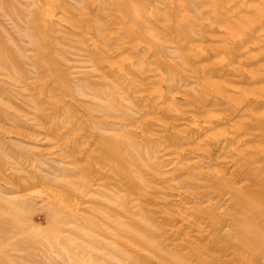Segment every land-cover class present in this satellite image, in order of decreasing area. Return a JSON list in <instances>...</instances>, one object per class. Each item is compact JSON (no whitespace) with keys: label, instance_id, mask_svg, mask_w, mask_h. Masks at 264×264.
I'll use <instances>...</instances> for the list:
<instances>
[{"label":"rangeland","instance_id":"1","mask_svg":"<svg viewBox=\"0 0 264 264\" xmlns=\"http://www.w3.org/2000/svg\"><path fill=\"white\" fill-rule=\"evenodd\" d=\"M28 1L0 0V264H247L239 261L238 255L241 254L250 259L248 264H264V203L257 206L263 211L262 215H255L256 213L246 209V205L252 204L253 199L256 198L255 194L259 191L257 180L264 178V172L258 173L254 179L250 173L239 177L234 169L224 170L217 161L225 156L226 149L222 151L208 146L205 149L206 152L209 151L208 159L201 153L202 150L196 153L195 150H188L184 154L178 151L179 147L188 149L190 147L186 146L192 147L193 143L205 138L203 134L198 135L197 130L189 132V127L195 122L193 123L188 116L194 114L199 117L208 115L209 112L222 116L220 120L224 124L220 127H226L223 129L231 128L236 121L235 118L244 119L246 122L242 121L243 125L239 130L241 136L247 139L245 146L250 144L251 146L247 147L253 148L254 145L258 148L264 147V140L259 135V133L264 135V129L260 125L264 119V105L254 108L251 104L255 102L253 99L255 96L264 98L263 87H260L264 85V51L260 49L253 51L254 62H238L239 57L229 61L226 55L217 51L221 50L217 46L227 44L220 38L223 31H219L226 20L223 19L225 11L221 7L226 6L227 2L221 0L215 2V8L221 12L218 13L212 12L210 7L207 8L205 0H174L173 5L167 0H164L165 2L131 0L133 2L131 5L128 0H111V2L105 0L104 3L101 2L103 0H56L51 6L52 9H49L51 17L46 19L45 5L40 3V8L37 4L33 7L30 6L31 1ZM136 1L140 4L136 5ZM230 4L228 2L227 7H232ZM107 8L109 9L106 10ZM149 10L150 13H147ZM75 11L81 12L79 13L81 15L77 16ZM214 14H219L222 18H215ZM57 15L64 22L59 20ZM96 15L100 21L96 19ZM26 16L30 17L26 19ZM83 16L89 21L85 24V28L92 39L103 40L105 37L109 42L107 38L113 33L117 34L114 35L118 41L115 40L114 43L110 41L106 48H103L102 55L112 51L111 54L90 61L85 48L89 46L88 49L92 50V44L80 40L78 34L68 29L76 18ZM179 19L181 22L178 21ZM221 22L223 25L220 24ZM226 24L233 25L229 22ZM216 25L220 26L217 28ZM95 27H98L99 31ZM207 34H210L209 37ZM123 42H126L127 47L119 46ZM79 43L81 45H78ZM102 43L100 41L98 45ZM177 45L179 46L176 47ZM263 48L261 49L264 50ZM238 49L240 50L238 47L235 55L241 56ZM148 51L149 53H146L148 55L143 53ZM119 55L122 58L117 57ZM222 56L225 60L224 66L216 63ZM116 62L125 65L131 63L136 67L132 65L120 77L110 68V64ZM211 62L222 66L217 68ZM255 63L257 65L262 63L258 65L259 69ZM197 68L203 69V73L198 76L193 73ZM6 71L11 73V78L4 77L5 74L7 75ZM174 71L176 73H172ZM152 73L162 76L163 81L161 78L160 81L148 78ZM193 75L197 80L192 78ZM167 78H169L168 82ZM204 79L219 80L225 87L236 85L237 88H241L237 93L231 94L234 97L238 95L239 97H236L243 98L242 100L248 96L249 105L244 106V111L247 109V112L240 114L241 110L239 111L235 106H228L223 101H213L202 87L200 89V83ZM236 79L239 81H235ZM255 86L259 91L260 89L263 91L259 92ZM155 89H159L162 94V103L156 102L157 105L155 100L153 102V99H149L153 96L148 95L152 91H158ZM173 95L175 99L171 101ZM169 101L175 110L178 111L179 108L184 109L185 112L167 110L165 106ZM234 103L239 104V102ZM257 111L262 112L263 115L260 116ZM255 112L259 116H255ZM152 114L157 118L156 120L163 119L161 122L167 124V129L159 128L157 126L159 123L152 118ZM133 125L145 127L144 132L141 133ZM222 128H219V131ZM180 129L183 132L188 131V138L184 137ZM176 131H179V134ZM158 136H166V140L159 141ZM142 139L145 140L144 143H140ZM186 139H189V142ZM115 147L124 148L123 152L127 151V154H124L121 150L118 157L127 168L121 172V175L114 174L105 159L106 154L115 152ZM140 147L145 149L141 150ZM86 153L91 154L86 155ZM67 155H70L69 158ZM162 155L168 156L165 157L166 160H163L165 158H162ZM176 157L179 159L177 160ZM187 159L197 161L198 170L185 169L183 164ZM92 163L94 164L91 166ZM142 166L144 167L140 172L138 168ZM210 168L212 169L208 170ZM215 169L221 170V173L225 172L223 174L227 176L223 178L229 187L240 184L243 189L246 188L245 191L229 198V201H232L230 204H227L226 193H223L222 186L218 181L212 180L215 178L212 174ZM199 172L206 175H200ZM127 173H130L129 177L125 175ZM227 173L231 176L229 177ZM101 174H104V181L101 179ZM99 179L101 185L97 181ZM209 186H212V190L206 191V198L200 203L202 209L209 211L210 218L199 222L197 220V223L203 226L205 231H208L210 226L211 232L208 231L204 239L191 238V241L195 240L192 247L197 246L196 248H200L201 252L193 259L186 256L185 258L186 251L190 249L186 244L181 247L179 239L187 234L189 229L186 228L187 230L184 231L185 227H182L181 230L182 223L177 218H180L185 211V205L192 206L189 203L192 199L188 197L187 191L203 192ZM137 196L141 197L138 200L140 208L137 202L134 205L130 203L132 199L138 198ZM55 198L61 201L60 206H56V202H53L56 201ZM180 198L182 202H179ZM69 199L71 201H68ZM72 201L77 202L76 205ZM69 202L76 206V210L73 208L75 210L73 215L67 214L70 212L69 207L73 206L69 205ZM108 208L117 211L116 214L113 213L114 211L110 210V212ZM167 215L169 217L173 215L172 219H167ZM111 217H114V220ZM110 222L113 223L112 226ZM221 222L224 228H212L213 224ZM245 222L251 223L247 230ZM118 224L128 227H119ZM152 226L153 230L150 229ZM115 233L124 235L125 242L115 237ZM130 244L140 247L144 253L147 252L145 255L131 253Z\"/></svg>","mask_w":264,"mask_h":264},{"label":"bare ground","instance_id":"2","mask_svg":"<svg viewBox=\"0 0 264 264\" xmlns=\"http://www.w3.org/2000/svg\"><path fill=\"white\" fill-rule=\"evenodd\" d=\"M27 1V0H26ZM31 1V2H30ZM113 1V0H112ZM167 1H169V3L171 4V5H173L174 4V0H167ZM203 1V0H202ZM217 0H205L204 2H205V6H207V8L208 7H210L211 9H212V12H214V11H217L218 13H221L220 11H218V9H216L215 7V2H216ZM221 1H223V2H227V5L226 6H224V7H221V9H224V11H225V16L223 15V19H226L225 20V23H224V25L222 24V22L220 23L221 25H223V27L222 26H220V25H216L217 26V28H218V26H220V29H219V31L221 30V31H223L222 33H223V35H221L220 36V38H222L227 44L226 45H222V46H217V48L219 47V49H221V50H217V51H221V53H223L224 55H226V57H227V59L230 61V60H234L235 59V57H239V59L237 60L238 62L239 61H243V62H254L255 60H254V54H252L253 53V51L254 50H261V51H264V50H262L261 48H263L264 47V0H221ZM28 2H30V6H33L34 7V5L35 4H37L38 5V7L40 8L41 7V4H44L45 5V7H44V17L46 18V19H48L49 17H51V13L49 12V9H52V4H53V2H56V0H29ZM81 2V1H80ZM84 2H86V1H84ZM102 3H104V2H106L105 0H103V1H101ZM109 2H111V0L109 1ZM128 2H129V4L131 5L133 2L131 1V0H128ZM163 2H165L164 0H163ZM218 2V1H217ZM228 2H229V4L231 3L232 4V7H227L228 6ZM41 3V4H40ZM139 3V2H138ZM137 3V1H136V5L138 4ZM111 4V3H110ZM135 4V3H134ZM140 4V3H139ZM220 4H222L221 2H220ZM230 4V5H231ZM82 5V4H81ZM80 5V6H81ZM128 5V4H127ZM177 5V4H176ZM225 5V4H224ZM79 5H77V7H80ZM106 6V5H105ZM82 7V6H81ZM92 7V6H91ZM107 7V6H106ZM111 7V6H110ZM28 8H30L29 6H28ZM32 8V7H31ZM60 8H61V10H63L62 9V7L60 6ZM96 7H94V9H95ZM139 8H141V7H139ZM233 8V9H232ZM109 8H107L106 10H108ZM118 9V8H117ZM143 9V6H142V8H141V10ZM149 9V8H148ZM206 9V8H205ZM71 10H73V9H71ZM75 10V9H74ZM73 10V11H74ZM102 10V9H101ZM178 10V9H177ZM207 10V9H206ZM64 11V10H63ZM96 11V10H95ZM104 11V10H103ZM102 11V12H103ZM150 11L151 10H149V12L147 11V13H150ZM28 12V11H27ZM67 12V11H66ZM77 11H75V13H76ZM104 12H106V11H104ZM143 12V11H142ZM145 12V11H144ZM143 12V13H144ZM177 12H179V11H177ZM29 13V12H28ZM60 13V12H59ZM79 13H81V12H77V16H78V14ZM83 13V12H82ZM136 13V12H135ZM146 13V14H147ZM27 14V13H26ZM69 14V13H68ZM114 14V13H113ZM116 14V13H115ZM127 14V13H126ZM145 14V13H144ZM145 14V15H146ZM179 14V13H178ZM208 14H210V13H208ZM30 15V14H29ZM66 15V14H65ZM81 14H79V16H80ZM83 15H85V13L83 14ZM93 15H95V14H93ZM145 15H142V17L143 16H145ZM148 15H150V14H148ZM180 15V14H179ZM178 15V16H179ZM69 16H71L70 14H69ZM181 16H182V14H181ZM28 17H30V16H28ZM27 16H26V19L28 18ZM57 18L59 17L58 15L56 16ZM72 17V16H71ZM93 17V16H92ZM105 17V16H104ZM139 17H141V16H139ZM183 17V16H182ZM182 17H181V19H182ZM214 17L215 18H220L221 16L219 15V14H214ZM16 18V17H15ZM73 18V17H72ZM186 18V17H185ZM222 18V17H221ZM25 19V18H24ZM59 19V18H58ZM96 19H98L97 18V15H96ZM144 19H146V18H144ZM143 19V21H145ZM181 19H179L178 21H180ZM4 20V19H3ZM59 20H63V19H59ZM65 20H66V18H65ZM68 20V19H67ZM76 21V24H75V22H73L72 20H71V22H73L74 24L73 25H70L69 27H68V29L70 30V31H73L74 33H76V34H78L79 35V38H80V40H86V42L88 43H90V44H92V50L91 49H88L89 48V46L87 47V48H85L86 50H85V52L87 53V55H88V57L90 58V61L91 62H93L95 59L96 60H99V59H101L103 56H106V55H108V54H111V52L112 51H110L108 54H103L102 55V53H103V48H106V46H107V43H109L110 41H113V43H114V41L116 40V42L118 41V38L117 37H115V35L114 34H116V33H113V34H111L110 35V38H107V39H109V42H107V40H106V38L104 37V39L102 40V38H101V35H100V38L101 39H92L90 36H88V33H87V30H86V28H85V24H88L89 23V21H88V19L86 18V19H84V16H83V18H81V17H78V19L76 18L75 19ZM105 20H107V19H105ZM121 20V19H120ZM152 20V19H151ZM155 20V19H154ZM98 21H100V19H98ZM146 21H148V18H147V20ZM156 21V20H155ZM229 22V23H231V24H233V25H229V24H226L227 22ZM26 22V21H25ZM63 22H64V20H63ZM69 22H70V20H69ZM164 23H166L165 21H163ZM181 22V21H180ZM59 23V22H58ZM62 23V22H61ZM68 23V22H67ZM164 23H163V25H164ZM184 23H186L185 22V20H184ZM201 23V22H200ZM203 23V22H202ZM10 24V23H9ZM102 24V23H101ZM113 24V23H112ZM160 25H162V23H159ZM25 25H26V23H25ZM199 25V24H198ZM102 26H104V25H102ZM140 26V25H139ZM209 26V25H208ZM12 27V26H11ZM111 27H113V25H111ZM206 28H208V27H206ZM65 29V28H64ZM92 29V28H91ZM95 29L96 30H98V27H95ZM105 29V28H104ZM210 29H211V26H210ZM66 30V29H65ZM197 30H198V28H197ZM99 31V30H98ZM108 31V30H107ZM200 31V30H199ZM147 32H149V31H147ZM176 32H177V30H176ZM74 33H72V34H74ZM109 34H110V31L108 32ZM102 34V33H101ZM202 34V33H201ZM211 34V33H210ZM210 34H207V37H209L208 35H210ZM99 35V34H98ZM117 35V34H116ZM123 35V34H122ZM73 36V35H72ZM75 36V35H74ZM214 36V35H213ZM212 36V37H213ZM217 36V35H216ZM216 36H215V38H216ZM24 37V36H23ZM219 37V36H218ZM87 38H89L88 40H87ZM168 38V37H167ZM76 39V38H75ZM217 39V38H216ZM79 40V39H78ZM200 40H201V38H200ZM29 41V40H28ZM100 41H102L103 43L102 44H100V45H98V43H100ZM77 43V42H76ZM201 43V42H200ZM200 43H197V45L199 44L200 45ZM119 44V43H118ZM126 42H123V44H120L119 46L121 47V48H125V47H127L126 45ZM134 44V43H133ZM208 44V43H207ZM214 45H215V43H213ZM216 44H218V43H216ZM78 45H81L80 43L78 44ZM114 45V44H113ZM115 45H117V43L115 44ZM130 44H128V46H129ZM132 45V44H131ZM137 45V44H136ZM202 45V44H201ZM200 45V46H201ZM221 45V44H220ZM112 46V45H111ZM133 46V45H132ZM174 46H175V44H174ZM179 45H177L176 47H178ZM195 46V45H194ZM205 46L207 47V45L205 44ZM209 46V45H208ZM211 47H212V45H210ZM85 47V46H84ZM116 47V46H115ZM130 47V46H129ZM190 47V46H189ZM211 47H209V48H211ZM240 48V52L241 53H239V54H242L241 56H237V55H235V51L237 50V48ZM138 48V47H137ZM178 49H181V48H178ZM264 49V48H263ZM107 50V49H106ZM141 50V49H140ZM259 50V51H260ZM174 51V50H173ZM176 51V50H175ZM180 51H182V50H180ZM185 51H187V50H185ZM198 51V50H197ZM150 52H152V51H150ZM193 52V51H192ZM209 52V51H208ZM238 52V51H237ZM256 52V51H255ZM82 53V52H81ZM139 53V52H138ZM143 53H145V55H148V54H146V53H149V51L148 52H143ZM197 53V52H196ZM198 53H199V51H198ZM202 53V52H201ZM203 53H205V52H203ZM260 53V52H259ZM180 54V53H179ZM190 54V53H189ZM188 54V55H189ZM264 54V53H263ZM141 55L143 56V54L141 53ZM193 55V54H192ZM256 55V54H255ZM258 55V54H257ZM123 56V55H122ZM151 56H152V54H151ZM180 56H181V54H180ZM117 57H121L120 55L119 56H117ZM125 58H127L126 56H124ZM148 57V56H147ZM206 57V56H205ZM122 58V57H121ZM150 58V57H149ZM154 58V57H153ZM152 58V59H153ZM156 58V57H155ZM154 58V59H155ZM183 58V57H182ZM188 58H191V57H188ZM196 58V57H195ZM261 58V57H260ZM118 59V58H117ZM152 59H149V60H151L152 61ZM153 59V60H154ZM198 59V58H197ZM216 59V58H215ZM217 59H219V58H217ZM216 59V60H217ZM115 59H113V61H114ZM120 60V59H119ZM176 60H179V59H176ZM185 60V59H184ZM220 61L218 62H216V63H221L222 65L225 63V60H224V58H223V56L222 57H220V59H219ZM108 61V60H107ZM109 61H110V59H109ZM116 61V60H115ZM118 61V60H117ZM151 61H148V62H151ZM194 61V60H193ZM120 62V61H119ZM122 62H123V60H122ZM157 62V61H156ZM151 63H154V61L153 62H151ZM150 63V64H151ZM186 63H187V61H186ZM212 63V62H211ZM214 63V62H213ZM212 63V64H213ZM216 63H214V65H216ZM263 63V62H262ZM262 63H259L260 65L262 64ZM167 64V63H166ZM208 64V63H207ZM256 64V63H255ZM258 64V65H259ZM264 64V63H263ZM133 64H131V63H129V64H127V65H125V63L123 64H118V62H116V63H111L110 64V68L111 69H114V72L113 73H116L118 76H120V77H122L124 74H125V72L132 66ZM152 65V64H151ZM203 65V64H202ZM209 65H211L210 63H209ZM222 65H220V64H217L216 65V67L217 68H219V66H222ZM258 65L256 64L255 66H257V68H258ZM259 65V66H260ZM134 66V65H133ZM155 66V65H154ZM199 66V65H198ZM200 66H201V64H200ZM205 66H206V64H205ZM212 66V65H211ZM224 66V65H223ZM255 66H253V67H255ZM264 66V65H263ZM134 67H136V66H134ZM138 67V66H137ZM171 67V66H170ZM204 67V66H203ZM213 67V66H212ZM211 67V68H212ZM233 67V66H232ZM152 68V67H151ZM172 68V67H171ZM209 68H210V66H209ZM236 68V67H235ZM263 67H261V69H262ZM168 69V68H167ZM191 69V68H190ZM214 69V68H213ZM244 69V68H243ZM259 69V68H258ZM174 70V69H173ZM148 71V70H147ZM249 72V71H248ZM264 72V71H263ZM262 72V73H263ZM6 73H7V75L5 74L4 75V77H6V78H11L12 76H10L11 75V73L9 72V71H6ZM103 73V72H102ZM151 73V72H150ZM172 73H176V71H174V72H172ZM178 73V72H177ZM186 73V72H185ZM193 73L196 75V76H198L199 74H201V73H203V69L202 68H197V70H195V71H193ZM192 73V74H193ZM147 75H148V72L146 73ZM251 74V73H250ZM253 74V73H252ZM261 74V73H260ZM167 76V75H166ZM257 76V75H256ZM263 76V75H262ZM148 78H150V79H152L153 81H160L161 79H162V76L161 77H159V76H157V73L156 74H154V73H152V74H150L149 75V77ZM161 78V79H160ZM166 78V77H165ZM193 79H196V77L193 75V77H192ZM251 78H252V75H251ZM187 79V78H186ZM199 79V78H198ZM165 80V79H164ZM168 80H169V78H167V82H168ZM197 80V79H196ZM255 80V79H254ZM148 81V79L146 80V82ZM162 81H163V79H162ZM201 81V80H200ZM235 81H239L238 79H236ZM43 82V81H42ZM166 82V83H167ZM198 82H199V80H198ZM202 82V81H201ZM40 83H41V81H40ZM10 84V83H9ZM169 84V83H168ZM172 85V84H171ZM200 89H202L203 88V90L205 91V93H207L208 94V96H211L210 98H212V100L213 101H223V102H225L228 106L229 105H232V106H235V108L236 109H240L241 110V112H240V114L242 113V112H247V109H246V111H244L245 110V108H244V106H246L249 102H248V96L246 97V99H244V100H242V99H240V98H238L239 96L238 95H235V97L233 96V94H231V93H237L238 91H240V89L241 88H237L236 87V85L234 86V87H225L219 80L218 81H215V80H212V79H204L203 80V82L202 83H200ZM158 86V85H157ZM194 86H196V85H194ZM194 86H192V87H194ZM199 86V85H198ZM232 86V85H231ZM238 86V85H237ZM259 86V85H258ZM154 87V86H153ZM169 87V86H168ZM202 87V88H201ZM239 87V86H238ZM243 87V86H242ZM255 87H257V86H255ZM260 87L262 88L263 87V90H264V85H260ZM246 88V87H245ZM258 88V87H257ZM197 89V88H196ZM244 89V88H243ZM250 89H252V88H250ZM158 91H159V89H157ZM156 89H155V91H157ZM247 90H248V88H247ZM256 90H258L259 91V88L258 89H256ZM262 89H260V91H261ZM262 90V91H263ZM150 91V90H149ZM152 91V90H151ZM150 92V94H148V95H152L153 97H149V99L150 100H152L153 99V102H154V100H155V104L157 105V103H159V102H161V99H162V94L160 93V91L159 92ZM251 91V90H250ZM254 91V90H253ZM259 91V92H260ZM143 92H148V91H143ZM143 92L141 93V95L143 94ZM256 92V91H255ZM149 93V92H148ZM183 93V92H182ZM241 93V92H240ZM252 93V92H251ZM257 93V94H256ZM256 93H254V94H256V95H258V92H256ZM105 94H107V93H105ZM140 94V93H139ZM139 94H138V96H139ZM176 94H178V93H176ZM253 94V95H254ZM260 94H262V93H260ZM125 95V94H124ZM172 95V94H171ZM243 95V94H242ZM246 95V94H245ZM244 95V96H245ZM251 95V94H250ZM39 96V95H38ZM37 96V97H38ZM135 96V95H134ZM236 96H238V97H236ZM264 96V94H262V97ZM107 97V96H106ZM140 97V96H139ZM177 97V96H176ZM188 97V99H189V96H187ZM240 97H243V96H240ZM252 97H254V96H251V98ZM141 98V97H140ZM164 98V97H163ZM182 98V97H181ZM183 98H185V97H183ZM204 98V97H203ZM165 99V98H164ZM175 99L174 98V95L172 96V98H171V101H173V100ZM186 99V98H185ZM208 99V98H207ZM254 100H255V102L254 103H251V104H253V107L255 108H259V107H262L263 105H264V98H261V96H255L254 98H253ZM193 100V99H192ZM192 100H191V102H192ZM190 101V100H189ZM157 102V103H156ZM234 102H236V103H238L239 102V104H235ZM162 103V102H161ZM167 103V102H166ZM155 104H154V106H155ZM199 104V103H198ZM213 104V103H212ZM162 105H164V103L162 104ZM174 105V104H173ZM215 105V104H214ZM249 105V104H248ZM152 106V105H151ZM162 107V106H161ZM164 107V106H163ZM174 107H177V106H174ZM179 107V106H178ZM202 107V106H201ZM226 107V106H225ZM159 108V107H158ZM165 108L167 109V110H169V111H174V112H177V113H179L178 111L179 110H182V109H179L178 108V111L177 110H175L174 108H173V106H172V104H170V101L168 102V104H167V106H165ZM180 108H182V107H180ZM188 107H186V109H187ZM212 108V107H211ZM221 108V107H220ZM244 108V109H243ZM140 109V108H139ZM138 109V110H139ZM142 109V108H141ZM147 109V108H146ZM160 109V108H159ZM177 109V108H176ZM263 109V108H262ZM262 109H260L261 111H262ZM237 110V111H238ZM239 110V111H240ZM146 111V110H145ZM182 111H184V109L182 110ZM182 111H181V113H182ZM190 111V110H189ZM238 111V112H239ZM248 111L250 112V110L248 109ZM264 111V110H263ZM141 112V111H140ZM156 112V111H155ZM173 112V113H174ZM185 112V111H184ZM232 112V111H231ZM236 112V111H235ZM139 113V112H138ZM212 113V114H211ZM209 112L208 113V115H200V116H203V117H197L198 115H189L188 117L190 118V119H192V122L194 123L193 125H191V123H190V127H189V132H192V130H197V131H199V133H198V135L199 134H203L204 136H205V138L203 139V138H201L202 140H200V141H198V142H196L195 144L193 143L192 145L194 146H192L191 147V145L189 146H186V147H190V148H188V149H181L180 147V149L178 148V151H180V153L181 154H184L185 152H187L188 150H195V152L194 153H196L197 151H199V150H202V151H204V152H202L201 151V153H203V155H205L206 156V158L208 159V157H209V151L208 152H206L205 151V149L208 147V146H213L215 149H220V150H222V151H224L225 149L227 150V152H226V154H225V156L223 157L222 155V159L220 158V160H216L219 164H221L222 165V168H224V170H226V171H228V169H229V171H230V169H234V172L236 173V174H238V176L239 177H241V176H245L247 173H250L252 176H253V178L255 179L256 178V176H257V174L258 173H263L264 172V147L263 148H258L256 145H254V147L253 148H249V147H247V146H251L250 144L248 145L247 144V146H245L246 145V143H247V139L246 138H243V136H241V131L239 130V128L243 125V122L242 121H244V119H242V118H238V120H237V118H235L236 119V121H235V123H234V125L231 127V128H227V129H223V128H226V127H224L223 126V128L222 127H220L222 124H224L223 122H222V120H220L221 119V117L219 116V115H215V114H213V112ZM257 113L258 114H260V116L261 115H263V114H261V113H259V111H257ZM183 114V113H182ZM234 114V113H233ZM251 115L253 114V113H250ZM249 114V115H250ZM184 115V114H183ZM186 115V114H185ZM226 115V114H225ZM239 115V114H238ZM150 117H151V115H149ZM148 116V117H149ZM253 116H254V114H253ZM255 116H259V115H256V112H255ZM254 116V117H255ZM146 116H144V118H145ZM156 117H158L157 115H156ZM143 118V117H142ZM152 118H155L154 117V114H152ZM224 118V117H223ZM255 118H257V117H255ZM258 118H262V117H258ZM157 118H155L154 120H156ZM234 119V120H235ZM116 120V119H115ZM140 120H142V119H140ZM144 120H146V118L144 119ZM161 120V119H160ZM163 120V119H162ZM161 120V121H162ZM159 124H157V126L159 127V128H162V130L163 129H167V124H164V123H162L161 121H159V120H156ZM191 122V121H190ZM244 122H246V121H244ZM248 122V121H247ZM156 123V122H155ZM183 123V122H182ZM141 124V123H140ZM169 125H170V123H168ZM174 124V123H173ZM184 124H185V122H184ZM142 125V124H141ZM187 125V124H186ZM261 127L264 129V119H262V121H261ZM133 126H135V128L139 131L140 130V132L141 133H143L144 132V128L142 127V126H140V125H133ZM132 128V127H131ZM185 128V127H184ZM183 128V129H184ZM217 128H218V131L216 132V130H217ZM219 128L221 129L222 128V130H220L219 131ZM173 129V128H172ZM174 129H177V128H174ZM261 129V128H260ZM135 130V129H134ZM149 130V129H148ZM186 130H187V128H186ZM151 131V130H150ZM174 131V130H173ZM179 131H182L181 129L179 130ZM178 131V132H179ZM262 131V130H261ZM60 132V131H59ZM78 132V131H77ZM77 132H75V133H77ZM177 132V131H176ZM175 132V133H176ZM177 132V134H179ZM183 132V131H182ZM253 133V132H252ZM256 133V132H255ZM254 133V134H255ZM163 134V133H162ZM183 135H184V137L186 138L187 137V135L189 134L188 133V131H184L183 133H182ZM247 134V133H246ZM129 135V134H128ZM152 135H153V133H152ZM155 135H156V133H155ZM193 135V134H192ZM259 135L263 138V140H264V135L262 134V133H259ZM74 136V135H73ZM72 136V137H73ZM248 135H246V137H247ZM258 136V135H257ZM154 137V136H153ZM192 137H194V136H192ZM203 137V136H202ZM245 137V136H244ZM155 138V137H154ZM157 138V137H156ZM188 138V137H187ZM249 138V137H248ZM158 139H159V141H165L166 140V136L164 137V136H158ZM190 139V138H189ZM189 139H186V141L187 142H189ZM85 140H87V139H85ZM89 140V139H88ZM87 140V141H88ZM90 141V140H89ZM139 141V140H138ZM143 141H145V140H141L140 141V143H144ZM124 142H126V141H124ZM180 142V141H179ZM61 143V142H60ZM127 143V142H126ZM186 143V142H185ZM72 144V143H71ZM158 144V143H157ZM165 144V143H164ZM252 144V143H251ZM84 145V144H83ZM97 145V144H96ZM260 145V144H259ZM58 146V145H57ZM99 146V145H98ZM141 146H143L142 144H141ZM246 148H245V147ZM255 146L257 147V148H255ZM55 147V146H54ZM53 147V148H54ZM59 147V146H58ZM81 147H83V146H81ZM96 147V146H95ZM185 147V146H184ZM185 147V148H186ZM139 148V147H138ZM183 148V147H182ZM242 148H244V149H242ZM61 149V148H60ZM122 149H124V148H122ZM120 147H115V152L113 151V152H111V153H109V152H107V153H109V154H106L105 155V159H106V163H108V165H110L111 166V168H112V171H113V173L114 174H116V175H121V172L122 171H124V170H126L127 168L125 167V165H124V163L123 162H120L119 160H118V157H119V155H120V151L122 150ZM140 149L141 150H144L145 148L144 147H140ZM172 149H174V148H172ZM77 150H78V148H77ZM119 151V152H116V151ZM131 150H133V149H131ZM225 150V151H226ZM63 151V150H62ZM61 151V152H62ZM222 151H220V152H222ZM64 152V151H63ZM122 152H123V150H122ZM137 152V151H136ZM135 152V153H136ZM142 152V151H141ZM59 153V152H58ZM73 153V152H72ZM124 154H127V151L126 150H124V152H123ZM145 153V152H144ZM56 154V153H55ZM75 154H77V153H75ZM88 154H91V153H88ZM87 153H86V155H88ZM223 154V153H222ZM70 155L73 157V155L70 153ZM70 155H67L68 156V158H69V156ZM79 157H80V155L79 154H77ZM136 155V154H135ZM140 155H141V153H140ZM217 155V154H216ZM50 156V155H49ZM52 156V155H51ZM54 156V155H53ZM58 156V155H57ZM173 156V155H172ZM178 156V155H177ZM59 157H61V156H59ZM165 157H168V156H163L162 155V158H165ZM219 157V156H218ZM62 158H63V156H62ZM172 158H174V157H172ZM177 158V160L179 159V157H176ZM216 159H218V158H216ZM66 160H67V158H66ZM70 160H71V158H70ZM72 160H74V159H72ZM84 162H85V160L84 159H82ZM160 161H161V159H159ZM163 160H166V158L165 159H163ZM176 159H175V161H177ZM215 160V159H214ZM105 161V160H104ZM208 161V160H207ZM74 162L76 163V161L74 160ZM215 162V161H214ZM72 163V162H71ZM74 163V164H75ZM79 163V162H78ZM77 163V164H78ZM82 163V162H81ZM174 163V162H173ZM172 163V164H173ZM87 164V163H86ZM94 163H92L91 164V166L93 165ZM171 164V165H172ZM31 165V164H30ZM69 165V164H68ZM79 165V164H78ZM181 165H182V163H181ZM215 165V164H214ZM70 166H71V164H70ZM77 166V165H76ZM83 166V165H82ZM87 166V165H86ZM86 166H84V167H86ZM90 166V165H89ZM89 166H87V167H89ZM173 166V165H172ZM178 165H176V167H177ZM183 166H184V168L186 169V168H188V170H198V166H199V164H198V162L197 161H195V160H193V161H188V159H187V161H186V163L185 164H183ZM217 166V165H216ZM31 167V166H30ZM84 167H82V168H84ZM87 167H86V169H87ZM143 167L144 166H142L141 168H138V170L141 172L142 171V169H143ZM77 168H79V167H77ZM106 168V167H105ZM215 168V167H214ZM218 168L220 169V166H218ZM241 168H244V170L243 171H241L242 169ZM85 169V168H84ZM94 169H95V167H94ZM93 169V170H94ZM212 168H210V169H208V170H211ZM241 169V170H240ZM80 170V169H79ZM89 170V169H88ZM92 170V169H91ZM132 170V169H131ZM130 170V171H131ZM134 170V169H133ZM199 170H201V169H199ZM204 170V169H203ZM223 170V169H222ZM85 171V170H84ZM90 171V170H89ZM88 171V172H89ZM104 171V170H103ZM102 171V172H103ZM245 171V172H244ZM86 172H87V170H86ZM108 172V171H107ZM139 172V173H140ZM170 172V171H169ZM95 173V172H94ZM225 174V172H223L222 171V173H221V170L219 171V170H217V169H215L213 172H212V174L215 176V178H212V180H213V182L214 181H218V184H220L221 186H222V191H223V193H226L225 194V196H226V199H227V201H228V203L227 204H230V203H232V201H229V198H232L233 196H234V194L236 195V194H238V193H241L242 191H245L246 190V188L245 189H243V186L241 185L240 186V184L238 185V186H228L227 185V182H226V180L223 178V177H226L224 174ZM232 173H233V171H232ZM92 174H93V172H92ZM198 174H200V175H206L205 173H203V172H199ZM228 174V176H229V173H227ZM264 174V173H263ZM262 174V175H263ZM87 175H88V173H87ZM102 175V174H101ZM125 175H127L128 177L130 176V173L128 174H125ZM86 176V175H85ZM93 176V175H92ZM95 177H97L96 175H94ZM137 176V175H136ZM142 177H143V175H141ZM231 176V175H230ZM229 176V177H230ZM100 176H98V178H99ZM103 177H104V174L101 176V179L103 180ZM162 177V176H161ZM160 177V178H161ZM90 178V177H89ZM97 178V179H98ZM122 178V177H121ZM120 178V179H121ZM145 178V177H144ZM148 178H150V177H148ZM228 178V177H227ZM258 178V177H257ZM93 179V178H92ZM101 179H99V180H97L98 181V183L100 184L101 183ZM183 179V178H182ZM232 179V178H231ZM230 179V180H231ZM210 180V179H209ZM104 181V180H103ZM186 181V180H185ZM232 181V180H231ZM235 181V180H234ZM233 181V182H234ZM258 181V185H259V191L257 192V194H255V196H256V198H254L253 199V203L252 204H247L246 206V209L247 210H249V211H251V212H253L255 215H262L263 214V211L260 209V208H258L257 206H259V205H262L263 203H264V191H262L263 189H264V178H260L259 180H257ZM105 182H107V180H105ZM177 182V181H176ZM181 182V181H180ZM204 182V181H203ZM124 183V182H123ZM122 183V184H123ZM141 183V182H140ZM182 183V182H181ZM239 183V182H238ZM246 183V182H245ZM116 184H120V183H116ZM171 184V183H170ZM242 184V183H241ZM101 185V184H100ZM236 185V184H235ZM246 185V184H245ZM124 188V187H123ZM179 188H181V187H179ZM252 188V187H251ZM126 189V188H125ZM124 189V190H125ZM182 189V188H181ZM253 189H255V188H253ZM38 190V189H37ZM207 190H212V186H209V187H207V188H205L204 190H203V192H198L197 191V193H190L189 191H187L189 194H187L188 195V197L190 198V199H192V200H190V205H192V206H189V205H185L186 206V208H185V211L182 213V215H181V217L180 218H177V219H180V222L182 223L181 225H180V229L182 228V227H185V228H183L184 229V231L185 230H187L186 228H188L189 229V232L187 233V234H185L184 236L182 235V238L183 237H185L186 238V240H180V239H182L181 237H180V239H179V242L181 243L180 244V246L182 245V246H184V244H186V245H188V247H189V249H190V251H186V253H185V255H184V257L186 256L187 258H189V259H193L194 257H197V255L198 254H200V252H201V249L200 248H196L197 246H195L194 248L192 247V245H193V243L195 242V240H192L191 241V238L193 239V238H200V239H204L205 237H206V235L209 233L208 231H210V226L208 227L209 229H208V231H205L204 230V228H203V226L201 227L200 225H198V223H197V220H198V222H199V220H203V219H207V218H210L209 217V211L208 210H206V209H202V203H200L202 200H203V198H206L205 197V195H206V191ZM256 190V189H255ZM193 191V190H192ZM191 191V192H192ZM127 192H128V190H127ZM181 192V191H180ZM179 192V193H180ZM194 192H195V190H194ZM28 193V192H27ZM43 193H44V190H43ZM57 193V192H56ZM72 193V192H71ZM129 193V192H128ZM34 194V193H33ZM35 194H38V193H35ZM34 194V195H35ZM65 194V193H64ZM63 194V195H64ZM147 194V193H146ZM185 194V193H184ZM30 195H32V193L30 194ZM62 195V194H61ZM72 195V194H71ZM178 195V194H177ZM250 195V194H249ZM42 196V195H41ZM66 196V195H65ZM248 196V195H247ZM43 197V196H42ZM62 197V196H61ZM68 197V196H67ZM74 197V196H73ZM138 197V196H137ZM143 197H145V196H143ZM180 197V196H179ZM182 197V196H181ZM237 197V196H236ZM45 198H46V196H45ZM48 198V197H47ZM52 198H53V196H52ZM72 198V197H71ZM34 199V198H33ZM49 199V198H48ZM47 199V200H48ZM56 199V198H55ZM54 199V200H55ZM61 199H63V198H61ZM139 199H141V197H138V198H136V199H132L131 201H130V203L132 204V205H134L135 204V202H139L138 200ZM51 200V199H50ZM65 200V199H64ZM63 200V201H64ZM73 200V199H72ZM183 200H184V198H183ZM49 201V200H48ZM68 201H71L70 199L68 200ZM74 201V200H73ZM72 201V202H73ZM144 201V200H143ZM226 201V202H227ZM52 202V201H51ZM53 202H56L55 204H57L56 206H60V204H62L61 203V201L59 200V198H57L56 199V201H53ZM72 202L69 204V205H73L72 204ZM111 202V201H110ZM179 202H182V199L180 198V201ZM207 202V201H206ZM205 202V205H207V203ZM67 203V202H66ZM73 203H75V205H76V203L77 202H73ZM112 203V202H111ZM113 203H114V201H113ZM140 203V202H139ZM138 203V205H139V208H140V204ZM244 203V202H243ZM115 204H116V202H115ZM143 204V203H142ZM193 204H196V205H193ZM220 204V203H219ZM239 204V203H238ZM245 204V203H244ZM87 204H85V206H86ZM117 205H118V203H117ZM144 205V204H143ZM209 205V204H208ZM74 206V205H73ZM71 206V207H69L68 209L70 210V212L69 213H67V214H71V215H73V213H75V210H76V206ZM145 206V205H144ZM188 206V207H187ZM77 207H78V204H77ZM118 207V206H117ZM73 208H75V210L73 209ZM79 208V207H78ZM105 208V207H104ZM123 208V207H122ZM148 208V207H147ZM67 209V208H66ZM106 209V208H105ZM109 209V208H108ZM120 209V208H119ZM124 209V208H123ZM149 209V208H148ZM156 209V208H155ZM158 209V208H157ZM179 209V208H178ZM245 209V208H244ZM111 209H109V211H110ZM126 210V209H125ZM153 210H154V208H153ZM183 210V209H182ZM210 210V209H209ZM220 210V209H219ZM64 211V210H63ZM66 211V210H65ZM68 211V210H67ZM77 211H78V209H77ZM112 212L114 211V210H111ZM110 211V212H111ZM121 211V210H120ZM119 211V212H120ZM133 211V210H132ZM79 212V211H78ZM99 212V211H98ZM117 212V211H116ZM116 212L114 211L113 213H115L116 214ZM118 212V213H119ZM182 212V211H181ZM218 212V211H217ZM117 213V214H118ZM190 213V214H189ZM80 214V213H79ZM188 214V215H187ZM107 215V214H106ZM191 215V216H190ZM76 216V215H75ZM89 216V215H88ZM122 216V215H121ZM121 216H119V218L121 217ZM158 216V215H157ZM173 216V215H172ZM172 216H166L167 217V219H172L171 217ZM179 216V215H178ZM190 216V217H189ZM211 216V215H210ZM74 217V216H73ZM77 217V216H76ZM94 217V216H93ZM115 217V216H114ZM114 217H111V218H113V220H114ZM159 217V216H158ZM161 217H163V216H161ZM86 218V217H85ZM110 218V219H111ZM174 218V217H173ZM71 219V218H70ZM108 219V218H107ZM106 219V220H107ZM109 219V221H112V220H110ZM142 219V218H141ZM144 219V218H143ZM148 219V218H147ZM164 219V218H163ZM212 219V218H211ZM211 219H210V221H211ZM116 220V219H115ZM123 220H126V219H123ZM140 220V219H139ZM146 220V219H145ZM249 220V219H248ZM87 221H88V219H87ZM116 221H118V220H116ZM127 221V220H126ZM129 221V220H128ZM108 222V221H107ZM112 222H114V221H112ZM112 222H110L111 223V226H112ZM149 222V221H148ZM214 222H215V220H214ZM116 223V222H115ZM118 223H120L119 221H118ZM121 223H123V222H121ZM129 223H130V221H129ZM131 223H132V221H131ZM147 223V222H146ZM211 223H213V222H211ZM245 223H247L246 224V230L248 229V227L249 226H251V223L249 224L248 222H245ZM89 224V223H88ZM90 224H92V223H90ZM89 224V225H90ZM151 224V223H150ZM173 224V223H172ZM67 225V224H66ZM133 225L134 224H132V227H133ZM136 225V224H135ZM144 225L145 226H147V224H145L144 223ZM144 225H142V227L144 226ZM68 226V225H67ZM75 226V225H74ZM105 226V225H104ZM118 226L120 227V226H124V224L122 225V224H118ZM117 226V227H118ZM144 226V227H145ZM177 226H179V224L177 225ZM177 226H176V228H177ZM94 227V226H93ZM108 227V226H107ZM124 227H128V225L126 226H124ZM137 227V226H136ZM96 228V227H95ZM113 228H115V226L113 227ZM140 228H141V226H140ZM146 228V227H145ZM144 228V229H145ZM148 228H149V226H148ZM212 228H224L223 227V223L221 222V223H216V224H213V226H212ZM121 229V228H120ZM125 229H131V228H125ZM150 229H152L153 230V226L152 227H150ZM149 229V230H150ZM170 228H168V230H169ZM105 230V229H104ZM114 230H117V229H114ZM154 230H156V229H154ZM182 230V229H181ZM225 230V229H224ZM89 231V230H88ZM93 231H95V230H93ZM100 231V230H99ZM98 231V232H99ZM123 231H125V230H123ZM130 231V230H129ZM132 231V230H131ZM158 231V230H157ZM171 231V230H170ZM176 231V230H175ZM177 231H179V229L177 230ZM176 231V232H177ZM114 232V231H113ZM121 232V231H120ZM134 232V231H133ZM149 232V231H148ZM211 232V231H210ZM93 233V232H92ZM129 233V232H128ZM145 233V232H144ZM152 233V232H151ZM186 233V232H185ZM225 233H228V231H225ZM95 234V233H94ZM105 234V233H104ZM103 234V235H104ZM111 235H112V233H110ZM146 234V233H145ZM174 234V233H173ZM97 236H98V233L96 234ZM106 235V234H105ZM114 235V234H113ZM129 235V234H128ZM99 236H101V235H99ZM126 236H127V234H126ZM103 237V236H102ZM108 237H111L110 235H108ZM115 237H117L118 239H123L122 241H124V240H126L125 239V236L123 235L122 236V234L120 235L119 233H115ZM151 237V236H150ZM156 237V236H155ZM209 237V236H208ZM104 238V237H103ZM107 238V237H106ZM114 238V237H113ZM127 238V237H126ZM149 238V237H148ZM159 238H161V237H159ZM105 239V238H104ZM150 239V238H149ZM207 239V238H206ZM110 240V239H109ZM108 240V241H109ZM128 240V239H127ZM111 241V240H110ZM130 241V240H129ZM154 241V240H153ZM114 242V241H113ZM125 242V241H124ZM175 242V241H174ZM173 242V243H174ZM57 243V242H56ZM131 243V242H130ZM119 244V243H118ZM117 244V245H118ZM133 244V243H132ZM132 244H130L129 245V247H130V249H131V253L132 252H136V253H138L139 255H145V253L147 252H145L144 253V251L143 250H141V248L139 247V248H137L135 245H132ZM57 245V244H56ZM126 245H128V244H126ZM138 245V244H137ZM196 245H198V244H196ZM181 246V247H182ZM200 247V246H199ZM142 248H143V246H142ZM172 248V247H171ZM125 249V248H124ZM127 249V248H126ZM129 249V248H128ZM121 250H123V249H121ZM147 250V249H146ZM90 251H91V249H90ZM100 251V250H99ZM129 251V250H128ZM127 251V252H128ZM97 252V251H96ZM65 253V252H64ZM182 253H184V252H182ZM121 254V253H120ZM149 254V253H148ZM147 254V255H148ZM117 255V254H116ZM119 255V254H118ZM132 255V254H131ZM153 255V254H152ZM151 255V256H152ZM100 256V255H99ZM123 256V255H122ZM137 256V255H136ZM149 256H150V254H149ZM153 257H155V256H153ZM176 257H177V255H176ZM185 257V258H186ZM126 258V257H125ZM147 258V257H146ZM152 258V257H151ZM184 259V258H183ZM237 259V258H236ZM238 259H239V261H241V262H244V263H250V259L248 258V257H246V256H244V255H238ZM127 260H128V258H127ZM180 260V259H179ZM221 260V259H220ZM69 261V260H68ZM173 261V260H172ZM176 261V260H175ZM82 262V261H81ZM84 262V261H83ZM174 262V261H173ZM177 262V261H176ZM126 263V262H125ZM159 263V262H158ZM83 264V263H82ZM161 264V263H160ZM179 264V263H178ZM181 264H183V263H181Z\"/></svg>","mask_w":264,"mask_h":264}]
</instances>
